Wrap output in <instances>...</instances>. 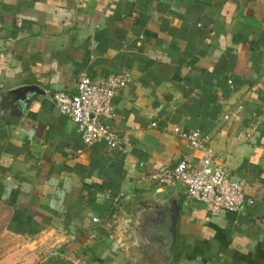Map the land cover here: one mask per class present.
Returning <instances> with one entry per match:
<instances>
[{
    "label": "crops",
    "instance_id": "0c3cea01",
    "mask_svg": "<svg viewBox=\"0 0 264 264\" xmlns=\"http://www.w3.org/2000/svg\"><path fill=\"white\" fill-rule=\"evenodd\" d=\"M118 72L124 150L86 146L53 95ZM175 126L210 135L240 211L149 178L200 163ZM0 207L34 264H264V0H0Z\"/></svg>",
    "mask_w": 264,
    "mask_h": 264
},
{
    "label": "built area",
    "instance_id": "2783aa9c",
    "mask_svg": "<svg viewBox=\"0 0 264 264\" xmlns=\"http://www.w3.org/2000/svg\"><path fill=\"white\" fill-rule=\"evenodd\" d=\"M129 80L127 72L109 74L98 81L82 73L76 82V93L57 92L53 95L54 106L60 114L72 120L84 145L102 142L123 151L122 137L103 120L112 117V99ZM227 82L233 86L231 79ZM224 117L228 118V115ZM173 133L202 153L200 163L183 158L174 166H160L149 178L164 185L183 184L187 197L204 204L211 214L240 211L249 202L245 199L244 188L230 178L228 170L217 158L210 146V135L198 129L185 130L177 126L173 127ZM92 220L98 221L96 217Z\"/></svg>",
    "mask_w": 264,
    "mask_h": 264
},
{
    "label": "rangeland",
    "instance_id": "374dc122",
    "mask_svg": "<svg viewBox=\"0 0 264 264\" xmlns=\"http://www.w3.org/2000/svg\"><path fill=\"white\" fill-rule=\"evenodd\" d=\"M5 213L2 207H0V234L2 232V214ZM0 240V264H34L33 258L26 252V245L28 240L16 239L4 234ZM35 260V258H34Z\"/></svg>",
    "mask_w": 264,
    "mask_h": 264
},
{
    "label": "water",
    "instance_id": "95a60500",
    "mask_svg": "<svg viewBox=\"0 0 264 264\" xmlns=\"http://www.w3.org/2000/svg\"><path fill=\"white\" fill-rule=\"evenodd\" d=\"M7 93L15 103L17 101L30 102L34 97L43 94V90L36 85H25L9 90Z\"/></svg>",
    "mask_w": 264,
    "mask_h": 264
}]
</instances>
